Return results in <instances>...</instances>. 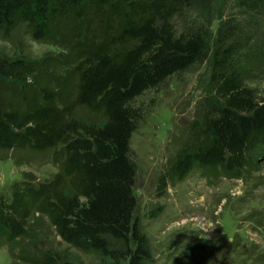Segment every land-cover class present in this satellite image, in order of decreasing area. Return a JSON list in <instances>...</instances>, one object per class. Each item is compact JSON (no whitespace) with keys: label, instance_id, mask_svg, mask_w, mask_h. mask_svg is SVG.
<instances>
[{"label":"trees","instance_id":"trees-1","mask_svg":"<svg viewBox=\"0 0 264 264\" xmlns=\"http://www.w3.org/2000/svg\"><path fill=\"white\" fill-rule=\"evenodd\" d=\"M207 1L0 0V32L20 23L33 41L60 50L39 63L0 56V152H52L59 161L52 181H22L11 198L0 196V246L30 240L28 222L39 212L73 249L99 254L106 264H149V241L134 218L130 138L139 114L130 103L204 62L216 101L204 104L166 161L161 186L193 170L236 179L256 170L264 101L246 82L264 70V0H237L253 17V43L239 34L241 24L227 20L211 43L206 11L176 26ZM74 107L85 110L83 120L74 119ZM214 250L209 241L186 245L183 262L203 264ZM40 264L81 263L42 253Z\"/></svg>","mask_w":264,"mask_h":264},{"label":"rangeland","instance_id":"rangeland-1","mask_svg":"<svg viewBox=\"0 0 264 264\" xmlns=\"http://www.w3.org/2000/svg\"><path fill=\"white\" fill-rule=\"evenodd\" d=\"M203 11L211 18V43L226 20L241 24L239 34L255 42L256 30L250 25L253 17L237 8V0H208L193 6L175 20L176 26L197 21ZM257 33L259 39L261 32ZM59 51L33 41L20 23L8 34L0 32V56L8 60L39 63L57 57ZM246 83L264 101V70ZM215 101L208 61L170 77L130 103L139 114L130 138V157L136 166L134 218L149 241V264H184V247L204 241L215 250L203 264H264V150L256 159V170L239 179L207 177L193 170L166 187L160 183L166 161L183 143L190 124L200 120L206 102ZM72 113L78 121L86 114L77 107ZM58 163L52 152H0V196L11 198L14 185L22 181H30L33 187L52 181ZM37 213L28 222L34 228L30 240L16 239L0 246V264H40L42 253L54 255L59 262L108 263L99 254L66 245L44 213Z\"/></svg>","mask_w":264,"mask_h":264}]
</instances>
